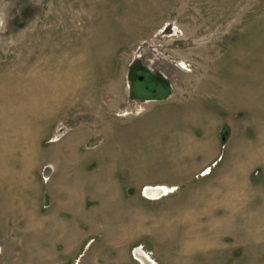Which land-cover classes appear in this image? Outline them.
Instances as JSON below:
<instances>
[{
  "label": "rangeland",
  "instance_id": "obj_1",
  "mask_svg": "<svg viewBox=\"0 0 264 264\" xmlns=\"http://www.w3.org/2000/svg\"><path fill=\"white\" fill-rule=\"evenodd\" d=\"M0 264H264V0H0Z\"/></svg>",
  "mask_w": 264,
  "mask_h": 264
},
{
  "label": "bare ground",
  "instance_id": "obj_2",
  "mask_svg": "<svg viewBox=\"0 0 264 264\" xmlns=\"http://www.w3.org/2000/svg\"><path fill=\"white\" fill-rule=\"evenodd\" d=\"M48 177V176H47ZM166 188L165 187H153V188H147L145 190L146 194H148L150 197L151 196H158V195H162L166 192ZM139 258L144 262V263H148V261L146 260L145 256L142 255V253L140 252L139 254Z\"/></svg>",
  "mask_w": 264,
  "mask_h": 264
}]
</instances>
